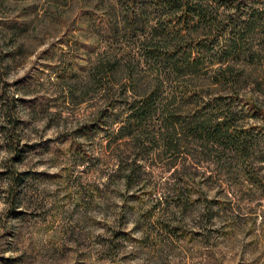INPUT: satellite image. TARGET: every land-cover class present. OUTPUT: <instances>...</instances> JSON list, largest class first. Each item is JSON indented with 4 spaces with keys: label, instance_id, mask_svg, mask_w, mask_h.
Here are the masks:
<instances>
[{
    "label": "rangeland",
    "instance_id": "374dc122",
    "mask_svg": "<svg viewBox=\"0 0 264 264\" xmlns=\"http://www.w3.org/2000/svg\"><path fill=\"white\" fill-rule=\"evenodd\" d=\"M206 4L201 24L155 0H0V264H264V0ZM193 47L205 62L167 76L160 55ZM161 81L176 117L126 135ZM207 115L232 134L205 149L185 127Z\"/></svg>",
    "mask_w": 264,
    "mask_h": 264
},
{
    "label": "trees",
    "instance_id": "16d2710c",
    "mask_svg": "<svg viewBox=\"0 0 264 264\" xmlns=\"http://www.w3.org/2000/svg\"><path fill=\"white\" fill-rule=\"evenodd\" d=\"M209 0H197V1H192V0H155V3L159 5L161 9H173L175 12L179 13L180 11L182 12L181 15H176L178 16L179 22L181 20L185 23H201V24H206L208 21L207 15V10L209 6H207L206 2ZM191 9H193L194 14H191ZM172 18V17H171ZM172 21V19H170ZM206 28V27H204ZM211 30V29H210ZM159 37V38H158ZM166 37L164 33H159L157 34L156 32H152L151 36L146 39V41H149V43L154 42V46H158L160 42V39H163ZM145 41V43H146ZM161 56L160 63L165 62V66H168L166 68L165 72L167 76L175 75L181 76V74L185 72H194L197 70L198 66L205 62L208 53L206 51H203L202 49H198L196 47H193L191 49L184 48L181 50H176L170 49L166 53H163ZM111 58H107L106 62L105 60L101 61L100 65L104 66V64H112L106 65L108 66V70L110 72H113L117 66V61L111 62ZM158 60V59H157ZM105 67V66H104ZM229 67H224L221 65L218 67L216 70V74L219 75L220 77H223V79H220L219 81L224 82V78H226L225 71ZM108 71V73H110ZM169 72V73H167ZM183 74L182 76H184ZM187 79L183 78L180 83L184 84L187 83ZM164 85V82L161 81L155 87L146 95L141 97L140 99H137L136 102H130L129 107H128V112L127 115L124 117L122 120L123 124L121 126V129L127 130L125 132L126 135H133L135 132V129H139L141 125L143 124L144 121L148 120L149 117H151L155 112L159 113L160 115H163L166 113V119H169L170 117H176L175 113L177 111H172L168 108H165L164 102H159V105L157 107V95L159 93L160 87ZM194 96H199L200 91L196 90L193 93ZM120 96V95H119ZM118 96V97H119ZM115 97L111 96L110 97V103L109 106L112 107L111 105V100H114ZM166 110V111H165ZM183 112V111H181ZM225 115V114H224ZM223 115V116H224ZM170 116V117H169ZM222 117H211L207 115L203 119L193 121L192 123L190 122L187 123L185 129H187L190 132H197L199 134H202L201 138H205L208 142H206V145H204V148H208L209 144L212 146H217V144L220 145L224 140L230 139L231 134H232V128L230 125V122L228 123L225 118L221 119ZM3 130H8L9 126L7 125H1ZM179 128V127H178ZM177 127H175V124L171 126V128L168 126L167 131L169 133L170 137H177L178 134H180V131L178 130ZM183 129V128H181ZM171 130V132H170ZM212 138V140L210 139ZM212 142H211V141ZM185 155V154H184Z\"/></svg>",
    "mask_w": 264,
    "mask_h": 264
}]
</instances>
